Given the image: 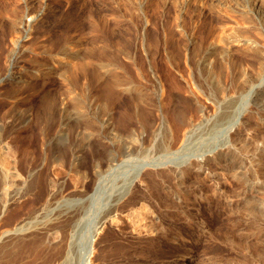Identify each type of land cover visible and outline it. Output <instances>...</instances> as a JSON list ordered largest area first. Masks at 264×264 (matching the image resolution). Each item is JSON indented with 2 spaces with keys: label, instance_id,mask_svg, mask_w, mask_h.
Listing matches in <instances>:
<instances>
[{
  "label": "rangeland",
  "instance_id": "1",
  "mask_svg": "<svg viewBox=\"0 0 264 264\" xmlns=\"http://www.w3.org/2000/svg\"><path fill=\"white\" fill-rule=\"evenodd\" d=\"M261 78L263 0H0V135L4 167L15 170L0 201V264H264L255 210L264 203L255 186L264 140L248 127L264 122V81L229 134L228 162L182 186L151 168L155 180L135 183L132 208L109 210L112 194L149 160V124L160 114L174 129L206 122L234 96L242 106L250 88L240 83ZM128 87L152 108L145 123L122 114L134 102ZM115 105L120 123L101 134ZM182 187L167 202V191ZM75 197L87 211L69 226L58 214ZM27 217L24 230L4 235Z\"/></svg>",
  "mask_w": 264,
  "mask_h": 264
},
{
  "label": "bare ground",
  "instance_id": "2",
  "mask_svg": "<svg viewBox=\"0 0 264 264\" xmlns=\"http://www.w3.org/2000/svg\"><path fill=\"white\" fill-rule=\"evenodd\" d=\"M256 81H257V79H253V80H248V81H244V82L240 83V87L245 86V88L246 87L250 88L249 93L248 94L246 93V95L248 97L245 98L244 104L242 106L239 107L236 105L238 102V98H237V96H234L231 99H229L225 104H223V106H221V108L219 109V111L217 112V114L214 117L207 120L206 122L196 121V120L191 118L185 124H180L178 129H174L170 125L171 122L169 123V119L165 115V113L160 114L157 121L151 122V124H149V126H150V133L152 136V143H151V146L149 145V147L145 149V151H146L145 154H147V156H144V157H147V159H149V160H145V161L142 160L140 163H138L139 165H136L135 169H134L135 173L132 176L127 178V180L123 184L122 188H120L118 191H115L116 193L112 194V196H114L115 198L113 197V199H114V200H112L113 203L110 205L111 207L109 206L110 212L113 213L114 211H117L118 208L120 207V205L121 206L122 205H129V207H130V206H132V204L137 202V200L139 199L137 197L138 192H135V190H134L135 188L133 189V187H134L135 183L140 178L143 177L142 175H144V174L148 175L147 178H144V179H146V182H149L151 180H155V177L158 176L159 178H166V179H171V180L176 179L177 181L181 182V186H182V184L187 183V180L189 179L190 175H192V174L198 175V172H199V170H201V168H206V167H208L207 165H212V166L217 167V166L224 164L227 160L229 161V159L227 157H225L226 153L224 154L222 150L224 148H227L229 146V144L231 143V137L229 136L230 132L234 131L235 128L239 124L243 123L242 119H241L243 107H245V103L248 104V102L251 100L250 98L252 96H254V94H258V91H256V87L259 84L263 83L264 78H261L258 82H256ZM213 84L214 83H212V85ZM162 87H163V85L161 83L156 84V88L161 89ZM215 87H217V86H215ZM128 88H129V93L132 90L133 94H131V95H132L134 102L131 104V107L130 108L128 107V110L123 111L122 114L129 116V118L135 117L141 123H143V122L145 123L144 117H145V115H147L146 111L148 108L145 111L144 110L145 108L142 107L143 104H141V102L142 101H148V100L145 98L144 94H141L140 92L135 93V90H133L132 87H128ZM249 88H247V89H249ZM108 99L112 101L113 97L111 94H109ZM100 100L102 102L103 101L105 102L106 101L105 96L100 97ZM172 100H173V98L171 96V101ZM112 102H114V100ZM113 105H114V103H113ZM113 109H114L113 110L114 121L112 122L111 117H109L101 127L103 129V131H100L101 134L107 133L106 131L111 132L110 130L112 129L113 125L115 126V124L118 125V123H120L121 118L118 116V113L119 112L121 113L122 109L120 110V108L117 107L116 105L113 107ZM105 110L107 113H109L110 108L106 105ZM150 110L148 109V112ZM248 123H250V122H248ZM145 125L146 124H144V126ZM248 127L253 128V129L255 128V130L257 131V133L254 134L255 138L258 137L259 135H261L260 137L264 140V122L263 123H261V122L256 123V121L255 122L253 121V123H250L248 125ZM221 139L223 141H220ZM78 149L79 148L74 149V151L79 152ZM7 152H8V149L6 148V145L3 144V139L0 135V201H1L2 196L4 194V188H5L4 185L7 183H12L14 180V177H15V170H13V169L7 170L4 167V162L6 160ZM226 152H228V151H226ZM115 153L116 152L114 149L110 150V154L106 160V162L108 163V166L115 165L116 160H117V155H116L117 153L116 154ZM77 157H78V155L75 157L76 159L73 161V164H77V161H78ZM232 158H234V157H232ZM208 159L214 160V161H212L213 163L211 162L210 164H208L207 163ZM252 160H250V162H252ZM255 160L257 161V163H262L264 165V148L261 150V153H257V155L255 156ZM233 162H235V159H233ZM14 163H16V161H14ZM78 163H79V161H78ZM169 163H173L174 165L169 166L167 169H164L163 167L165 165H168ZM241 163H243L242 160L236 161V165L241 164ZM233 164H235V163H233ZM96 166L99 167L100 165L96 164ZM151 168H155V170L153 171L154 175L156 174L155 177H154L152 171L150 172ZM233 168H235V167L233 166ZM97 173L99 175H101L102 174L101 169L98 168ZM258 175H259L258 176L259 182L255 186L258 185L259 188L264 190V166L259 170ZM241 176L243 177V175H241ZM198 179H200V178L198 177L194 181L192 180L188 185L191 186V184L195 181L199 182L200 180H198ZM195 183H193V184H195ZM250 183H251V181H250ZM252 183H253V180H252ZM178 186H180V185H178ZM191 187H193V186H191ZM185 191L186 190H184L183 187L179 190L178 189L177 190L173 189V191H172V189L168 190L167 194L165 196V199L167 200V202L169 200L171 201V199L175 195L185 194ZM164 193H166V192H164ZM75 200H76V203L72 201L74 203L73 205H71L72 204V202H71V204H69V206L61 209V212L58 214V216L69 220V226L78 225L80 222V219H79L80 215L83 212L87 211L86 207H84V205L81 202L82 200L80 201L77 198ZM77 201H80L81 203L79 204ZM69 202H67V203H69ZM256 204H257V207L256 208L254 207V208L258 213L257 214L255 212L257 214V221H258L257 223H259L260 228H261L259 233L264 234V203H256ZM256 204H255V206H256ZM134 207H136V206H134ZM131 208L132 207H130V209ZM254 208L252 211H255ZM141 209H139V210H141ZM109 210H108V212H109ZM110 212H109V214H110ZM133 214H135V212ZM106 215H108V213ZM29 222H30V217L23 218V219L17 221V223H15L14 226L9 227V229H7L4 232V235H8L12 232L14 233V232L24 230ZM95 240H96V235H93L91 237L90 242H89L88 247H87L88 257L93 252ZM177 243H179V241ZM116 245H118V244H116ZM121 246H120V248H121ZM146 247H147V245H146ZM124 249H125V247L121 248L122 251H124ZM139 249H141V248L139 247ZM263 249H264V246H263ZM257 250H258V248H257ZM125 253H126V251H125ZM114 254H116V253H114ZM117 254H118V251H117ZM261 254H262V252H261ZM119 256L120 255H118L116 257L119 258ZM137 257H139V256H137ZM155 259H157V258H155ZM89 263H90L89 260H87L85 264H89Z\"/></svg>",
  "mask_w": 264,
  "mask_h": 264
}]
</instances>
